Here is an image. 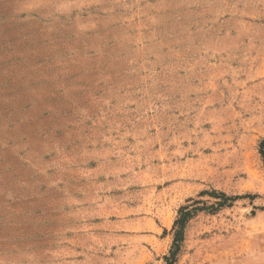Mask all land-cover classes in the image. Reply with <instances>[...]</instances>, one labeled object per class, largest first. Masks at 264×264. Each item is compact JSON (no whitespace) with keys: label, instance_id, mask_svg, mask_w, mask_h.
Wrapping results in <instances>:
<instances>
[{"label":"rangeland","instance_id":"obj_1","mask_svg":"<svg viewBox=\"0 0 264 264\" xmlns=\"http://www.w3.org/2000/svg\"><path fill=\"white\" fill-rule=\"evenodd\" d=\"M162 5L0 0V264H264V0Z\"/></svg>","mask_w":264,"mask_h":264},{"label":"crops","instance_id":"obj_2","mask_svg":"<svg viewBox=\"0 0 264 264\" xmlns=\"http://www.w3.org/2000/svg\"><path fill=\"white\" fill-rule=\"evenodd\" d=\"M160 1L163 5L162 8L168 11H195V12H206L214 8L216 0H155ZM209 19V17L205 18ZM160 229L152 230L149 233H142L140 235H129V234H122V236H132L133 240L138 242L140 245H133L129 243L127 246L118 247L116 250L120 254L123 253H131L134 252L132 257H129L124 262H120L118 259H112L110 262H91V264H147L148 261L151 259L153 253L150 252L148 254L146 250H148L147 245H144L143 242L154 243L157 239L156 234H158ZM116 233V234H115ZM116 236H119L118 232H112ZM120 235V236H121ZM136 251H138L136 253ZM143 252V253H142ZM120 256V255H119ZM74 264H84L85 262H73Z\"/></svg>","mask_w":264,"mask_h":264},{"label":"trees","instance_id":"obj_3","mask_svg":"<svg viewBox=\"0 0 264 264\" xmlns=\"http://www.w3.org/2000/svg\"><path fill=\"white\" fill-rule=\"evenodd\" d=\"M264 145V144H263ZM264 155V152H262ZM214 195L223 198V201L218 204V206H224L228 201H232V199L228 198L224 194H216ZM203 208H194L189 206L181 207L178 211V218L174 222L173 231H174V243L172 247V251L170 253V257H166L165 261L167 264H174L176 262L177 254L180 251L181 244L184 240V232L188 222L195 216V214L199 211H202ZM214 210V208H213Z\"/></svg>","mask_w":264,"mask_h":264}]
</instances>
